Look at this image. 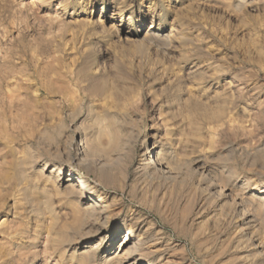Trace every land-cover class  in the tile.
<instances>
[{"label": "rangeland", "instance_id": "obj_1", "mask_svg": "<svg viewBox=\"0 0 264 264\" xmlns=\"http://www.w3.org/2000/svg\"><path fill=\"white\" fill-rule=\"evenodd\" d=\"M0 98V264H264V0H0Z\"/></svg>", "mask_w": 264, "mask_h": 264}, {"label": "bare ground", "instance_id": "obj_2", "mask_svg": "<svg viewBox=\"0 0 264 264\" xmlns=\"http://www.w3.org/2000/svg\"><path fill=\"white\" fill-rule=\"evenodd\" d=\"M9 94V93H8ZM10 96H8V98H9ZM7 98V99H8ZM11 98V97H10ZM9 98V99H10ZM2 98H0V100H1ZM4 100V99H3ZM6 100V99H5ZM4 103H6V102H4ZM11 103H13V102H11ZM2 105H3V103H1ZM9 104V103H8ZM26 105L28 104L27 102L25 103ZM25 104H24V106H25ZM10 105H12V104H10ZM10 105H9V107H10ZM5 106H6V104H5ZM8 106V105H7ZM8 107V108H9ZM12 107V106H11ZM9 108V110L7 111V112H5V114H4V112H2L3 113V115H7V114H9V112H10V110H12V108ZM25 108H28V105H27V107H25ZM4 110H6V107H5V109ZM27 110V109H26ZM1 111V110H0ZM25 111V110H24ZM12 112V111H11ZM8 117H9V115H8ZM7 118V117H6ZM20 120H21V122L20 123H23L22 122V119L20 118ZM9 121V120H8ZM24 125V124H23ZM22 125V126H23ZM21 126V125H20ZM19 126V127H20ZM24 127V126H23ZM18 128V127H17ZM22 127H20V129H21ZM7 129V128H6ZM11 129V128H10ZM19 129V128H18ZM159 163V162H158ZM161 164V163H160ZM166 164H168V163H166ZM165 164V165H166ZM169 166H170V164H169ZM164 167V166H163ZM171 167V166H170ZM172 168V167H171ZM170 168V169H171ZM169 169V170H170ZM3 180L6 182L7 181V179L5 180V177L3 178ZM1 183V182H0ZM122 235V234H121ZM122 239V242H121V244H120V246H119V250L121 251V252H123L124 251V249L126 248V247H128L130 244H132V245H135V237L134 236H132L131 234H129V233H126V236L125 237H123V238H121ZM136 257V256H135ZM134 256L133 257H130V259H129V261H128V263L129 264H139L140 262H139V260L137 259V258H135Z\"/></svg>", "mask_w": 264, "mask_h": 264}]
</instances>
